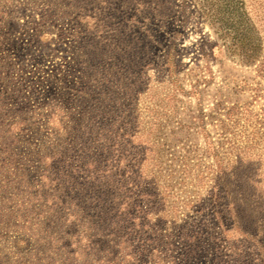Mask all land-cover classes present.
I'll return each instance as SVG.
<instances>
[{
	"label": "rangeland",
	"instance_id": "obj_1",
	"mask_svg": "<svg viewBox=\"0 0 264 264\" xmlns=\"http://www.w3.org/2000/svg\"><path fill=\"white\" fill-rule=\"evenodd\" d=\"M227 1L255 59L225 0H0V264H264V0Z\"/></svg>",
	"mask_w": 264,
	"mask_h": 264
},
{
	"label": "trees",
	"instance_id": "obj_2",
	"mask_svg": "<svg viewBox=\"0 0 264 264\" xmlns=\"http://www.w3.org/2000/svg\"><path fill=\"white\" fill-rule=\"evenodd\" d=\"M228 3L226 7L229 17V23L227 25L228 30H236L233 35V40L241 47V52L246 60L255 59L260 50V44L254 41V37L251 32V26H249L248 17L246 18V12L242 10V6H238V1H234L231 5V1L225 0ZM239 12V13H238ZM235 13H238L236 15ZM245 20V22H243ZM234 32V31H233Z\"/></svg>",
	"mask_w": 264,
	"mask_h": 264
}]
</instances>
